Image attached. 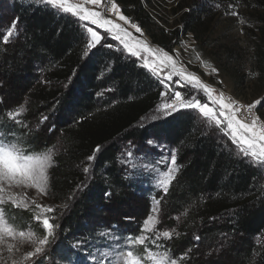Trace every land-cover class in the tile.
<instances>
[{
  "label": "trees",
  "instance_id": "trees-1",
  "mask_svg": "<svg viewBox=\"0 0 264 264\" xmlns=\"http://www.w3.org/2000/svg\"><path fill=\"white\" fill-rule=\"evenodd\" d=\"M115 1L170 53L189 34L202 41L211 20L201 1H184L173 10L179 18L167 32L147 9L153 0ZM239 1L254 13V60L264 82V0ZM14 21L18 36L5 41ZM86 39L77 19L49 5L0 4V136L19 139L31 153L50 149L57 136L63 146L49 173L50 200L68 208L56 253L67 259L68 242L80 236L104 242L108 236L100 230L111 226L128 236L141 233L151 202L128 182L119 155L125 144L153 141L174 149L180 167L161 200L165 226L174 231L162 248L191 264H210L224 241L228 249L216 264H264V171L193 110L142 125L165 101L161 84L122 49L100 45L93 55L96 49H87ZM22 106L25 116L17 123L10 115ZM34 124L40 131H30ZM89 156L95 157L93 177L85 187ZM127 203L134 208L130 213ZM8 211L21 227L32 223L28 212Z\"/></svg>",
  "mask_w": 264,
  "mask_h": 264
},
{
  "label": "rangeland",
  "instance_id": "rangeland-1",
  "mask_svg": "<svg viewBox=\"0 0 264 264\" xmlns=\"http://www.w3.org/2000/svg\"><path fill=\"white\" fill-rule=\"evenodd\" d=\"M15 1L28 2L30 4H45L43 0H0V4L4 3L5 7V5L9 6ZM184 1H189V3L191 1L193 4L192 0H153V5L150 7L147 6V9L151 12L156 22L169 32L175 28L179 18V13L174 14L173 10ZM199 1H201L202 4H200V6L205 7L204 11L211 12L209 15L211 20L207 22V33L203 36L202 41H198L192 34L187 35L183 38L181 44L172 50V53L154 44L144 29H142V33H137L135 28L131 27V24L135 22L130 19V23L125 25L123 21H120L118 17H115L111 13H106V15L108 18L126 27L133 38L146 40L153 50L159 48L167 52L178 61V66L183 65L187 71L195 73L204 83L222 91L225 96H230L243 105L253 104L259 100L261 103L257 104L256 108L253 109V114L255 116L257 115L256 117L261 123H264V82L259 77L254 60V42H256L258 36L256 34L255 19L252 16L250 18V15L254 13L250 11L249 7H244L242 3L240 4L239 0H233V3L227 0ZM73 2L79 3L81 0H73ZM106 3L107 0H102L100 8H96L92 5H88V7L94 11H102ZM118 6L120 7V5ZM57 11L62 13L59 10ZM234 12L236 15L232 14ZM241 21H243V23H241ZM80 23L85 29L90 26L93 27L94 30H98L102 35L100 45H105V47H107L106 41L103 38V29H96V26L90 25L86 21ZM135 24L139 26L137 23ZM17 26L18 23H16L13 35L7 37V40L18 36L19 32ZM108 42L113 44L114 47L112 49L117 50L123 47L118 41L112 40L111 37H108ZM107 49L111 48L107 47ZM124 52L126 55H129L126 51ZM145 58L150 59L153 64L156 63L155 57L149 58L145 56ZM139 64H142V62ZM212 69H216V72H213ZM146 70L149 72L148 69ZM153 77L158 80L157 77ZM170 96V94L165 95V101L162 105L169 102ZM186 98L188 97L186 96ZM162 105L155 112L143 119L142 125L152 123L154 120L166 116L162 109ZM243 112L244 109H241V113ZM17 113H19V115H17ZM24 116L25 110L23 106L16 108L10 115V117L17 120V123H22ZM202 118L205 120L204 117ZM40 128L41 126L38 124H34V126L29 125V129H32L30 131H40ZM219 134L221 135L223 133L220 132ZM14 141L19 142L20 146L26 150V148L21 145L19 139H15ZM62 149L61 140H59L57 136L50 149L35 154H50L54 162V157L62 151ZM26 152L33 154L27 150ZM129 152L132 153L131 156L128 155ZM173 152H175V150L171 147L159 145L153 141L147 145L128 143L123 146L119 155V163L122 166L128 182L134 185V190L137 193L146 195L151 202L148 217H152V222L148 224L147 228L143 227L138 236H128L122 227L111 226L100 230L108 236V240L104 242L100 241L94 243L93 240H88L83 236L77 237L76 240L68 242L70 252H67V255H69L67 259H64V256L61 257L60 254L56 253V250L57 243L62 235L60 228L62 223L60 220L68 213V208L56 206L50 200L49 180L45 192H41L35 187L21 186L12 188L11 193L20 203V206L17 207L15 203L8 200L7 195L5 196V203L0 205V212L3 213L7 223L13 228V235L6 236L0 241V264H77V261H80V264H96L97 260H102L103 264H108L109 259L113 261V264H120L119 257L121 250L127 251L129 248L142 258L141 264H154L153 260L149 258L145 252V249H147V252L153 254L165 253L169 260H175V264H191V259L183 260L176 254H171L167 248H162L164 241L170 239L168 237H163L162 232L169 231L171 235H173L174 231L168 226H165L161 210V200L166 194L162 189L156 186V179L159 177L161 171L166 170L168 166L167 161H160H162L164 157L170 156ZM248 160L264 171V167H261L258 162H254L251 158H248ZM93 162L94 159L89 162L90 166H87L89 181L85 187H87L93 177L90 170ZM52 166L48 169V177ZM177 166L179 172L180 167L178 163ZM178 172L175 174V177ZM85 187L76 194L77 197L84 192ZM46 207H52L54 210L52 212H47L44 210ZM9 208H12L18 214L28 212L32 217V223H29V226L21 227L15 223L14 218L8 216ZM124 209L130 213L134 208L131 204L127 203ZM100 216L102 215L100 214ZM37 217H39V219H37ZM45 217L49 218L50 222L55 225L52 230L53 235L48 237L49 243L42 246L44 250L41 253L31 258H26L28 252L35 251L36 244L34 241L42 239L46 235V230L43 228L42 224ZM34 224H37V231L33 229V227H35ZM113 227H116V229ZM21 231L25 233L23 237L19 235ZM116 234H119L120 237ZM141 235L145 238L144 243H133V239ZM228 244L229 242L223 241V243L218 244L219 246L216 245V250H214L209 260L210 264L221 262V259L219 260L218 258L220 256L222 257L224 251L228 249ZM9 246H11V252L8 251ZM90 253L95 259L89 255Z\"/></svg>",
  "mask_w": 264,
  "mask_h": 264
},
{
  "label": "snow or ice",
  "instance_id": "snow-or-ice-1",
  "mask_svg": "<svg viewBox=\"0 0 264 264\" xmlns=\"http://www.w3.org/2000/svg\"><path fill=\"white\" fill-rule=\"evenodd\" d=\"M101 2L102 0H81L79 3H74L73 0H43V3L53 9L77 18L78 22L86 21L88 24L96 26V29H103V38L108 48L114 47L111 42H108V37H111L112 40L118 41L123 46V51H126L131 57H135L137 63L142 62L141 66L158 78V83L164 89L162 95H171L170 101L162 105L165 115L181 110H194L195 115L205 118L206 124L215 125L221 133L228 137L235 145L238 154L251 158L254 162H258L261 167H264V123H261L253 114V109L261 102L257 100L253 104L243 105L232 97L225 96L222 91L204 83L198 75L187 71L183 65L178 66V61L167 52L159 48L153 50L146 40L133 38L126 27L108 18L106 13H111L123 21L125 25L130 23L129 18L123 15L115 0H107L102 11H94L88 7V5H92L100 8ZM232 14L236 15L235 12ZM16 23L14 21L10 26L5 40L13 35ZM131 27L135 28L137 33H142V29L135 23H132ZM85 31L87 34L86 47L87 49H96V52L92 53L95 55L99 51L97 46L101 43L102 35L90 26L86 27ZM84 55L87 56L89 53L86 51ZM145 56L155 57L156 63L153 64ZM212 71L216 72V69H212ZM186 94L188 98H186ZM241 109H244L243 113H241ZM95 151L99 152L100 147L97 146ZM128 155L131 156L132 153L129 152ZM94 158L89 156L88 160L91 161ZM164 161L168 162V166L166 170L161 171L156 179V186L166 194L175 174L178 172L175 152L164 157L160 162ZM52 163L53 158L50 154H29L20 146L19 142L7 141L6 136H0V205L5 203V196L7 195L8 200L15 203L17 207L20 206V203L11 193V189L14 187H35L41 192H45L49 180L48 169ZM85 172H87V168H85ZM64 207L67 205L65 204ZM44 210L52 212L54 209L46 207ZM151 222L152 217H148L143 227L147 228ZM42 224L46 230V235L44 238L34 241L36 244L35 251L28 252L26 258L41 253L44 250L42 246L48 244V237L53 235L52 230L55 225L50 222V219L45 217ZM12 235V226L7 223L3 213L0 212V241L4 237ZM19 235L23 237L25 233L21 231ZM162 236L171 238V233L164 231ZM144 239V236L141 235L134 238L133 243L143 244ZM196 239L199 240V237ZM11 250V246H9L8 251L11 252ZM145 252L154 264H175V260H169L165 253L153 254L147 252V249ZM89 255L92 256L91 253ZM92 258L95 259L94 256ZM141 259L131 248L127 251L121 250L119 257L120 264H141ZM77 264H80V261H77ZM96 264H103V261L97 260ZM108 264H113V261L109 259Z\"/></svg>",
  "mask_w": 264,
  "mask_h": 264
},
{
  "label": "built area",
  "instance_id": "built-area-1",
  "mask_svg": "<svg viewBox=\"0 0 264 264\" xmlns=\"http://www.w3.org/2000/svg\"><path fill=\"white\" fill-rule=\"evenodd\" d=\"M257 116V115H256Z\"/></svg>",
  "mask_w": 264,
  "mask_h": 264
}]
</instances>
